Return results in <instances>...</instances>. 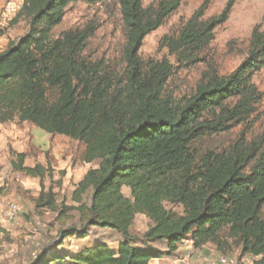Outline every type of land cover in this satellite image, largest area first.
I'll return each mask as SVG.
<instances>
[{"label":"trees","instance_id":"1","mask_svg":"<svg viewBox=\"0 0 264 264\" xmlns=\"http://www.w3.org/2000/svg\"><path fill=\"white\" fill-rule=\"evenodd\" d=\"M183 1L144 8L142 0H25L9 22V28L25 22L26 31L0 52V124L26 123L80 142L83 162L96 166L76 185L75 207L59 206L51 188L41 190L37 209L56 214V221H68L76 211L79 226L59 230V239L28 264H152L172 257L184 241L196 250L213 244L220 251L224 237L238 241L252 264H264V136L248 139L263 97L252 78L264 69V27L252 29L247 57L235 71L220 76L209 64L194 93L175 99L166 93L169 80L177 69L204 61L200 56L214 30L227 22L237 0L203 20L214 1L204 0L176 35L158 44L174 63L143 62L144 39ZM79 2L119 7L121 67L83 55L93 35L89 26L54 36L67 7ZM237 127L227 149L199 152L204 139ZM15 157V172L40 180L52 176L49 165L27 167L24 154ZM138 215L150 222L141 237L130 234ZM93 229L114 231L121 240L115 249L103 241L65 249L66 239H85Z\"/></svg>","mask_w":264,"mask_h":264},{"label":"rangeland","instance_id":"2","mask_svg":"<svg viewBox=\"0 0 264 264\" xmlns=\"http://www.w3.org/2000/svg\"><path fill=\"white\" fill-rule=\"evenodd\" d=\"M25 0H0V50L12 38L21 37L26 31L25 22L14 28H9V22L14 18ZM160 0H142L144 8L156 6ZM204 0H184L177 11L171 14L155 32L148 35L139 51L143 62L160 61L164 58L174 63V58L168 56L167 50H158L160 40L166 35H176L180 26L190 19ZM227 0H214L207 8L203 20H208L221 13ZM11 3L15 13L10 20L2 16L4 8ZM256 25L264 27V0H237L227 22L214 30V38L208 49L200 56L203 62L193 66L180 68L166 86V93L175 99L192 95L202 79L209 64L220 76H228L247 57L248 42L252 29ZM93 29V35L88 40L83 55L91 61H104L111 68L122 66V49L124 34L119 7L115 3L86 5L76 3L69 5L62 24L54 30L57 37L64 31ZM253 84L262 93V101L254 115L252 130L248 139L264 136V69L252 78ZM240 127L229 133L214 136L201 141L197 148L222 151L231 145ZM25 155L24 165L27 167L48 166L52 176L43 180L27 177L15 172L12 163L16 161L15 154ZM84 145L62 136L47 135L30 124L16 122L0 124V201L7 205L12 202L18 208L16 220L0 226V264H28L48 244L57 241L58 232L69 226L78 227V213L70 212V220L56 221V214L45 209H37L35 202L41 190L49 188L56 194L57 204L65 207L77 206L72 202V193L88 170L96 167L83 162ZM122 193L130 199V192L123 188ZM89 193L84 202H89ZM167 210L181 213L179 207L165 204ZM150 226L149 220L136 216L130 229L132 236L141 237ZM121 236L108 229H93L85 239L69 238L64 241L65 249L77 251L82 246L94 241H103L115 249ZM224 247L218 251L213 244L196 250L191 244L184 245L169 259L153 264H212L219 256L234 257L241 264H252L253 258L242 256L238 241L223 239ZM164 249L165 246L161 245ZM242 258V262L240 259Z\"/></svg>","mask_w":264,"mask_h":264},{"label":"built area","instance_id":"3","mask_svg":"<svg viewBox=\"0 0 264 264\" xmlns=\"http://www.w3.org/2000/svg\"><path fill=\"white\" fill-rule=\"evenodd\" d=\"M15 13L14 6L9 3L3 10L2 16L6 20H10V17ZM18 213V208L12 202H8L7 205H4L0 201V226L10 224L16 220ZM190 242V241H189ZM192 245V243L190 242ZM212 264H240L238 260L234 257L229 256H219ZM242 264V263H241Z\"/></svg>","mask_w":264,"mask_h":264},{"label":"crops","instance_id":"4","mask_svg":"<svg viewBox=\"0 0 264 264\" xmlns=\"http://www.w3.org/2000/svg\"><path fill=\"white\" fill-rule=\"evenodd\" d=\"M9 38L11 39V36H9ZM12 39H14V38H12ZM7 43H8V41H7ZM7 43L5 44V47H4L2 50H0V52L3 51V50L6 48ZM187 244H190V242H189V241H184V242H182V243L179 245V248H178L177 252L179 251L180 248L184 247V245H187ZM177 252H176V253H177ZM166 259H169V258H164V259L156 260V261H154L153 263H155V262H160V261H163V260H166ZM153 263H152V264H153Z\"/></svg>","mask_w":264,"mask_h":264}]
</instances>
